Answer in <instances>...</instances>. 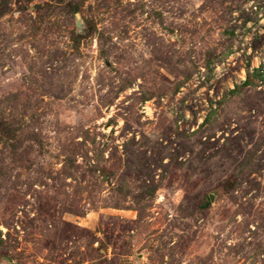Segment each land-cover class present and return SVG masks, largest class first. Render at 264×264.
Instances as JSON below:
<instances>
[{
    "label": "rangeland",
    "instance_id": "obj_1",
    "mask_svg": "<svg viewBox=\"0 0 264 264\" xmlns=\"http://www.w3.org/2000/svg\"><path fill=\"white\" fill-rule=\"evenodd\" d=\"M0 264H264V0H0Z\"/></svg>",
    "mask_w": 264,
    "mask_h": 264
}]
</instances>
